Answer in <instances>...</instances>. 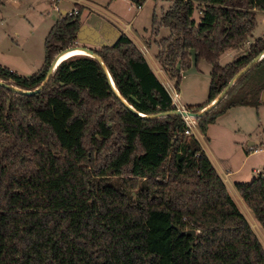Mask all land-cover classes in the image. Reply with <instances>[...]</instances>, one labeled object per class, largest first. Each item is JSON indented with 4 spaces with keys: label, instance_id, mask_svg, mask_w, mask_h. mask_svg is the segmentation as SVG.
I'll use <instances>...</instances> for the list:
<instances>
[{
    "label": "trees",
    "instance_id": "trees-1",
    "mask_svg": "<svg viewBox=\"0 0 264 264\" xmlns=\"http://www.w3.org/2000/svg\"><path fill=\"white\" fill-rule=\"evenodd\" d=\"M142 5V0H133ZM4 0H0V8ZM78 15L62 14L45 40V62L31 77L0 65V80L36 91L55 58L77 46ZM200 13L199 21L194 18ZM264 0H173L153 19L147 41L179 87L184 71L210 65L201 112L264 53L257 38L229 64L221 56L247 43ZM111 46L60 63L33 95L0 85V264H264V246L149 60L121 31ZM87 47V46H86ZM264 101V57L213 110L202 134L236 106ZM126 104H128L131 110ZM167 114L159 118L152 116ZM237 192L264 230V173ZM194 230L195 236L181 235Z\"/></svg>",
    "mask_w": 264,
    "mask_h": 264
},
{
    "label": "rangeland",
    "instance_id": "rangeland-1",
    "mask_svg": "<svg viewBox=\"0 0 264 264\" xmlns=\"http://www.w3.org/2000/svg\"><path fill=\"white\" fill-rule=\"evenodd\" d=\"M78 3L83 6V18L88 14V18L96 14L121 29L129 25L126 33L139 46L147 47V57L151 63H155L157 48L154 44L148 47L147 41L168 37L170 31L163 27L159 35L154 37L153 19L160 18L172 6L173 0H142L140 11L133 0H5L0 8V65L23 77L36 74L45 62L47 35L63 12L79 10L76 6ZM199 17L200 13L196 12L194 18L199 21ZM261 37H264V12L257 13V25L247 43L241 48L224 53L220 64L225 66L235 56L245 54L249 46ZM192 62V67L185 71L180 86L176 87L172 82L181 97V103L188 110L208 100L210 87V65L201 61L197 66L194 54ZM198 139L219 170H240L238 182H251L260 173H264V152L255 155L248 153L249 143L252 141H258V147L264 151V101L257 106H236L229 109L216 123L208 126L206 134L200 133ZM248 156L250 158L245 162ZM253 169L260 173L256 174ZM227 178L230 183L227 182L226 185L232 199L247 217L264 246V230L245 202L239 200L240 196L232 183L234 178Z\"/></svg>",
    "mask_w": 264,
    "mask_h": 264
},
{
    "label": "water",
    "instance_id": "water-1",
    "mask_svg": "<svg viewBox=\"0 0 264 264\" xmlns=\"http://www.w3.org/2000/svg\"><path fill=\"white\" fill-rule=\"evenodd\" d=\"M67 12H63V14H66ZM121 36V32L120 30L113 25L112 23H110L107 20H104L102 18H100L97 15H91L90 18L86 19L84 21V23H82L79 32L77 34V39H78V44L76 47L74 48H68L64 51H62L53 61L51 68L49 70L48 76L46 78V80L44 81V83L40 86L39 89H37L36 91L30 92V91H24V90H20L8 83H5L3 81L0 80V85L13 91L16 93H20L23 95H33L37 92H40L44 86L46 85L47 81L49 80V78L52 76L54 70L56 69V67L58 66L57 61L58 59L67 51L73 50L75 48H81L84 49L89 56L97 59L99 61V63L101 64V66L103 67L104 71L106 72V75L109 79V82L111 84V86L113 87V89L115 90V92L117 93V95L120 97L119 92L116 90V87L113 83V80L102 60V58L97 55L95 52L91 51L90 47H107V46H111L113 45ZM87 46V47H86ZM264 57V53L259 55L257 58H255L250 64H248L244 69H242L235 77L234 79L229 83V85L223 90V92L213 101L211 102L205 109H203L201 112L198 113H192V112H188V115L194 119H198L200 117H203L206 113H208L209 111L213 110L216 106L219 105V103L223 100V98L227 95V93L230 91V89L233 87V85L235 84V82L242 77L244 74H246L255 64H257L262 58ZM131 110L134 111L133 108H131L128 104H126ZM170 114H175V115H179L182 116V114L180 113V111L175 110L174 112L170 113ZM167 114H161V115H156V116H152L151 118H159V117H163L166 116ZM184 116H186L187 114L184 113ZM181 235H186V236H195L196 235V231L194 230H190V231H185V232H181Z\"/></svg>",
    "mask_w": 264,
    "mask_h": 264
},
{
    "label": "built area",
    "instance_id": "built-area-1",
    "mask_svg": "<svg viewBox=\"0 0 264 264\" xmlns=\"http://www.w3.org/2000/svg\"><path fill=\"white\" fill-rule=\"evenodd\" d=\"M55 1H59V0H55ZM141 7H142V5H138V7H137L138 11L141 10ZM57 10H59V9L57 8ZM78 13H79V10L75 9L74 11L70 12L69 15L75 16V15H78ZM140 49H141L142 53L146 56V58H148L147 54L149 55V51H148L147 47L143 45L140 47ZM160 72H162V71H160ZM161 82H162L164 88L166 89V91L168 92V94L172 100V105L175 107L176 110L180 111V113L182 114L181 117L183 118V120L186 124L185 135L188 137L193 136V137H196L198 139V135L200 134V129L198 127L197 120L188 115L189 110L186 107H184L183 104L181 103L180 96L177 93V91L175 90L172 82L167 78H162ZM184 113H186L187 115L184 116L183 115ZM250 151L255 153V152H258L259 150L255 149V148H251Z\"/></svg>",
    "mask_w": 264,
    "mask_h": 264
},
{
    "label": "crops",
    "instance_id": "crops-1",
    "mask_svg": "<svg viewBox=\"0 0 264 264\" xmlns=\"http://www.w3.org/2000/svg\"><path fill=\"white\" fill-rule=\"evenodd\" d=\"M55 1V0H54ZM4 3H5V0H4ZM87 3H89V2H87ZM79 4V3H78ZM91 4V3H90ZM79 5H81V4H79ZM75 10V9H74ZM73 10V11H74ZM94 15H96V14H94ZM90 15L88 14V15H86L84 18H83V16H82V23H84V21H85V19H87L88 17H89ZM97 16H99L100 18H102V19H104V20H107L106 18H103L102 16H100V15H97ZM115 17V16H114ZM108 21V20H107ZM109 22L110 23H113V22H111L110 20H109ZM119 23H121L120 21H119ZM113 25H115L114 23H113ZM119 30H121V31H123V32H127V28H129V25H127V26H125L124 27V29H121L120 28V26H117V25H115ZM127 27V28H126ZM130 36V35H129ZM131 37V36H130ZM132 38V37H131ZM133 39V38H132ZM134 40V39H133ZM135 41V40H134ZM136 43V42H135ZM137 44V43H136ZM138 45V44H137ZM139 46V45H138ZM143 46V45H142ZM141 46H139V48H140ZM156 56V55H155ZM148 59V58H147ZM149 60V59H148ZM149 63H150V65L152 66V68H153V70L155 71V73L157 74V76L159 77V79H160V81H161V79L162 78H167V79H169L168 77H167V75L165 74V72L161 69V67L159 66V64L157 63V61H156V59H155V63L153 64V63H151L150 61H149ZM198 66V65H197ZM160 71H162V72H160ZM183 75H185V71L183 72V74H182V80H183ZM170 80V79H169ZM171 81V80H170ZM172 82V81H171ZM174 83V82H173ZM180 99H181V97H180ZM207 102V101H206ZM206 102H204V103H201V104H197L196 106H199V105H203V104H205ZM201 133V132H200ZM202 134V133H201ZM199 140V139H198ZM200 142V144H201V146H202V149H203V151L207 154V152L205 151V149H204V147H203V144L201 143V141H199ZM250 144V148H249V150H248V153H249V155H255V154H257V153H260V152H264L263 151V149H261V148H259L258 147V144H259V142L258 141H252V142H250L249 143ZM251 148H255V149H258L259 151L258 152H251L250 151V149ZM207 156L209 157V159L211 160V162L213 163V165H214V167L216 168V170H217V172L219 173V175L222 177V179L224 180V182H225V184L227 183V182H229V180H228V178L227 177H232V178H234L233 180H232V183H233V187H234V190L236 189V187H235V185H236V183H242L241 181L240 182H238L239 180L237 179L238 178V174L240 173V170H238V171H232L231 169L229 170V169H226V170H219V168L216 166V163L210 158V156L207 154ZM250 158V156H248V158H245V162H247V160ZM221 171V172H220ZM253 171L256 173V174H258V173H260V172H258V170H255V169H253ZM230 183V182H229ZM231 185V184H230ZM227 186V185H226ZM228 188V187H227ZM237 191V190H236ZM239 194V193H238ZM230 195H231V193H230ZM239 196H240V194H239ZM238 197V196H237ZM239 198V200H243L242 199V197L240 196V197H238ZM244 201V200H243Z\"/></svg>",
    "mask_w": 264,
    "mask_h": 264
},
{
    "label": "bare ground",
    "instance_id": "bare-ground-1",
    "mask_svg": "<svg viewBox=\"0 0 264 264\" xmlns=\"http://www.w3.org/2000/svg\"><path fill=\"white\" fill-rule=\"evenodd\" d=\"M81 55H89L84 49L81 48H75L73 50L67 51L64 53L57 61V64L59 65L63 61L68 60L69 58H73L75 56H81Z\"/></svg>",
    "mask_w": 264,
    "mask_h": 264
}]
</instances>
